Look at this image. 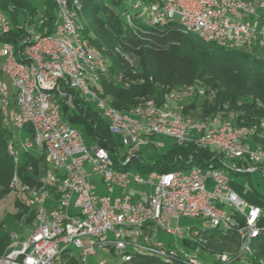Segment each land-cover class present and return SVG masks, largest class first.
Listing matches in <instances>:
<instances>
[{"label": "built area", "instance_id": "built-area-1", "mask_svg": "<svg viewBox=\"0 0 264 264\" xmlns=\"http://www.w3.org/2000/svg\"><path fill=\"white\" fill-rule=\"evenodd\" d=\"M47 1L52 15L46 7L35 20L29 17L14 40L9 39L14 32L9 14L0 12V116L9 131L11 126L31 137L25 138L22 152L12 134L7 143L14 165L11 192L29 150L39 149L43 164L37 185H21L23 205L32 211L35 227L20 242L12 241L16 235L9 236L0 264H60L61 256H72V249L82 262L101 250H113L129 261L132 252L127 247L166 263L181 256L189 264H201L197 257L164 248L155 239L159 229L182 240L194 236L201 243L208 239V230L233 235L235 250L215 254L214 264L247 263L257 240L264 237V206L242 200L229 187V174L260 173L264 178V148L259 143L264 140V121L237 125L227 103L208 115L199 108L187 110L191 103L214 99L200 81L168 89L159 100H143L125 112L115 109L96 89L110 59L104 48L90 42L91 34L86 36L82 3ZM132 10L120 18L135 37L176 23L183 32L225 50L264 42L262 1L136 0ZM125 58L133 67V60ZM72 96L90 104L123 146L159 151L163 144L156 137H166L177 146L217 152L188 170L151 171L142 180L127 167L132 153L124 158L118 154L115 162L107 150L87 145L83 132L63 118L61 106L72 107ZM94 175L101 179L103 195L90 183ZM181 218H203L208 228L184 231L177 225Z\"/></svg>", "mask_w": 264, "mask_h": 264}, {"label": "trees", "instance_id": "trees-1", "mask_svg": "<svg viewBox=\"0 0 264 264\" xmlns=\"http://www.w3.org/2000/svg\"><path fill=\"white\" fill-rule=\"evenodd\" d=\"M126 1L80 0L86 36L91 34L93 39L90 42L98 48H104L110 59L108 72L101 76L96 89L112 107L125 112L143 100H159L168 89L200 81L214 95V99H206L202 104L191 103L187 110L199 108L200 112L208 115L220 111L222 105L227 103L233 114H236L237 125L264 121V42L242 50H225L183 32L176 23L164 30L151 29L146 35L135 37L124 28L122 19L116 13L117 7ZM47 8L49 15H52V5ZM0 9L9 14L14 27L9 39L13 40L19 35L17 28L29 21L28 16L34 15L32 5L26 0H0ZM125 57L133 60V67ZM61 115L69 123L83 126L93 144L107 150L115 162L118 160L120 138L109 133L106 123L90 104L82 103L72 96V107L62 105ZM10 137L11 133L3 125L0 116V199L11 192L9 184L14 165L7 153ZM259 143L264 148V140ZM216 152L214 148L201 149L191 144L173 145L162 153L153 149L148 155L134 151L127 167L143 174L188 170L192 165L209 161ZM125 156L126 153H123L122 158ZM37 162L31 155L24 156L17 170L20 185H37L40 175ZM29 165L32 167L30 172L27 170ZM16 206L17 218L24 216L25 222L32 224V211L26 209L23 202H17ZM1 227L0 223V256L10 243L9 236L1 233ZM183 241L189 246L186 242L190 240ZM234 244L236 239L233 235L220 236L213 231L200 248L205 253H224L222 251L226 247ZM255 249L245 264H264V237L257 240ZM109 252L117 261L116 264H189L181 256L166 263L155 255L140 251L131 253L129 261H122L113 250ZM63 258L67 264L77 263V259L72 256H61V260ZM201 264L214 262L202 258ZM232 264L239 263L234 261Z\"/></svg>", "mask_w": 264, "mask_h": 264}, {"label": "rangeland", "instance_id": "rangeland-1", "mask_svg": "<svg viewBox=\"0 0 264 264\" xmlns=\"http://www.w3.org/2000/svg\"><path fill=\"white\" fill-rule=\"evenodd\" d=\"M29 2L33 9H34V15L33 20L37 17L38 14L44 12L45 8L47 6H51V4L47 0H26ZM264 2V0H254V2ZM136 0H128L117 7L116 13L120 16L123 12L132 13V7ZM0 12L3 14H8L7 11L0 9ZM264 15V11L261 13ZM30 16H28L29 18ZM19 18H22V14L19 15ZM98 87V85H96ZM65 119V118H64ZM67 122L68 120L65 119ZM69 123V122H68ZM72 127L79 129L83 132L84 135V141L87 145L93 146V141L86 132V130L83 128V126L78 124H71ZM11 134L14 138V140L17 143V147L20 149V152H22V143L24 142L26 137H29L31 140L30 135L20 129L12 128L10 126ZM156 141L161 142L163 144V149L159 150V153H162L172 147L175 142L166 137H156ZM253 146V145H252ZM134 151L138 152L141 155H148L149 153H152L153 149L146 148V147H126L123 145H120L118 147V154L122 155L123 153L131 154ZM30 155L37 160V166L38 170L41 174L42 171V160H40L41 151L37 148H32L29 150ZM23 163V160H22ZM88 171L89 168H88ZM131 171L136 172L139 174L140 178L142 180L146 179V176L136 171L134 168L131 169ZM90 183L96 186V193L103 195L105 193L104 187L102 185L101 179L94 175L90 177ZM229 187L247 204L254 205V206H264V178L260 173H252L249 175H233L229 174ZM134 185H132L133 187ZM236 191H241V195L238 194ZM249 197L252 199L251 202L246 201L243 197ZM26 195L21 191V185L20 183L17 184L16 190L12 191L5 197L0 199V223L2 224L1 227V233L7 234L8 236L14 234L17 236L16 239H12L13 242H20L22 240H25L33 231L35 227V221L33 220L32 224H27L25 222L24 216H22L20 219L17 218L16 214L18 213V208L16 206L17 202H23ZM176 222H171V227H175ZM177 225L182 227L184 231L187 230L188 227H193L194 229L199 230H205L208 228V226L204 225V219L203 218H181ZM209 234L213 233L211 230L207 231ZM156 241L159 242L164 248L173 249L176 251H179L181 254H185L189 257H197L199 259H206L207 261L214 262V255L219 252H213V254L205 253L202 248H200L201 242L199 240L192 236L190 238V242H186L189 244V246L184 244V241L180 238H177L176 236H173L171 234L166 233L165 231L159 229L156 232ZM192 246H195V248H191ZM236 248V244L226 247V250H221L222 252L225 251V253L232 254L233 251ZM127 252H136L134 248L127 247ZM72 257L77 258L76 255H74V251L72 249ZM116 254V253H115ZM61 260V259H60ZM105 260L107 264H116V260L112 257V254L109 252V250H101L98 251L96 257H89L86 262H82L81 260H77L76 264H97L99 261ZM62 262L60 264H67L65 261L66 259L63 258L61 260Z\"/></svg>", "mask_w": 264, "mask_h": 264}, {"label": "crops", "instance_id": "crops-1", "mask_svg": "<svg viewBox=\"0 0 264 264\" xmlns=\"http://www.w3.org/2000/svg\"><path fill=\"white\" fill-rule=\"evenodd\" d=\"M238 194H240L241 195V191H236ZM246 201H248V202H251L252 201V199L251 198H249V197H243Z\"/></svg>", "mask_w": 264, "mask_h": 264}]
</instances>
